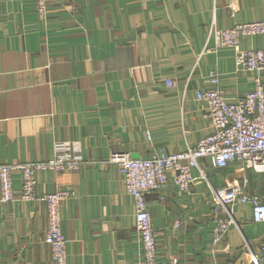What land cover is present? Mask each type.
Wrapping results in <instances>:
<instances>
[{
    "label": "crops",
    "instance_id": "1",
    "mask_svg": "<svg viewBox=\"0 0 264 264\" xmlns=\"http://www.w3.org/2000/svg\"><path fill=\"white\" fill-rule=\"evenodd\" d=\"M46 5L42 17L34 0H0V163L61 153L79 159L72 173L36 174L38 192L75 191L61 203L67 264H132L140 258L135 206L109 155L178 152L210 133L197 92L210 86L211 71L228 98L254 88V72L235 68L233 47L206 50L214 44L210 30L264 20V0ZM241 46L264 48V33L245 36ZM260 82L264 87V69ZM191 171L188 190L171 172L162 190L145 196L160 264H255L253 257L264 264V221L252 218L250 204L229 206L236 224L216 244L212 238V189L246 182L264 198V172L239 160L212 166L206 157ZM20 181L13 172L15 196L0 202V264H54L44 203L22 200Z\"/></svg>",
    "mask_w": 264,
    "mask_h": 264
},
{
    "label": "built area",
    "instance_id": "2",
    "mask_svg": "<svg viewBox=\"0 0 264 264\" xmlns=\"http://www.w3.org/2000/svg\"><path fill=\"white\" fill-rule=\"evenodd\" d=\"M47 0H34L38 13L44 17L48 11ZM76 5L71 6L74 11ZM264 33V20H247L225 28L213 27L210 30L214 44L206 50L218 46H231L235 51L234 66L238 71L254 72V88L240 96L228 98L217 85L219 74L211 71L210 86L200 89L197 98L207 103V116L211 120L212 131L200 138L195 145L178 152L150 150L146 158L134 157L130 152L114 151L109 161L114 162L122 174L125 192L133 197L135 206V229L140 240V258L132 264H160L154 227L146 202L148 192L162 190L169 173L181 190H188L193 179L191 168L199 159L206 157L212 166L224 167L231 161L239 160L255 172H264V87L260 82V72L264 69V48H247L241 41L248 35ZM170 84L169 79H165ZM81 161L66 155L27 160L26 162L0 163V202L11 201L14 196L12 173L20 175L19 196L22 200H37L46 208V234L44 242L50 247L54 264H67L66 237L62 232V200L73 196L72 188L62 185L54 190L37 191V173L43 170L73 172L78 170ZM203 177L205 174L202 173ZM246 182L231 181L224 186L212 189L213 209L218 215L212 229L213 243L221 240L232 223L229 206L235 203L251 205L252 218L264 221V198L250 191ZM178 224V221H175ZM176 262V259H173ZM253 262L258 264L257 258Z\"/></svg>",
    "mask_w": 264,
    "mask_h": 264
},
{
    "label": "rangeland",
    "instance_id": "3",
    "mask_svg": "<svg viewBox=\"0 0 264 264\" xmlns=\"http://www.w3.org/2000/svg\"><path fill=\"white\" fill-rule=\"evenodd\" d=\"M237 23H240V22H237ZM165 81H166V80H165ZM166 83H167V82H166ZM64 173H68V174H69V173H72V172H64Z\"/></svg>",
    "mask_w": 264,
    "mask_h": 264
}]
</instances>
